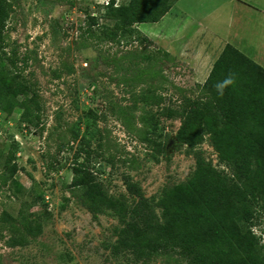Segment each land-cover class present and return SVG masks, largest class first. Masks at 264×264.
<instances>
[{
  "label": "rangeland",
  "instance_id": "obj_1",
  "mask_svg": "<svg viewBox=\"0 0 264 264\" xmlns=\"http://www.w3.org/2000/svg\"><path fill=\"white\" fill-rule=\"evenodd\" d=\"M185 1L172 6H187ZM11 2L3 52L16 60L14 69L37 94L41 111L40 124L27 127L19 120L20 108L11 114L0 108V178L12 152L18 168L14 178L21 184L16 190L0 181V264H185L164 256L135 262L128 253L113 255L118 217L105 210L93 218L67 184L75 156L86 160L108 195L127 200L133 196L125 178L156 199L164 188L187 179L197 152L227 171L207 133L193 148L176 138L181 118L175 110L183 98L198 96L199 79L190 61L172 55L163 42L117 44L88 36L87 14L96 16L98 25L113 23L103 16L105 0ZM130 52L154 59L130 62L125 58ZM146 68L150 73L141 71ZM153 89L158 104L141 97L151 96ZM74 134L78 138L72 142ZM20 210L37 229L24 244L13 245L25 230L4 214L18 217ZM252 230L264 244V224Z\"/></svg>",
  "mask_w": 264,
  "mask_h": 264
},
{
  "label": "trees",
  "instance_id": "obj_2",
  "mask_svg": "<svg viewBox=\"0 0 264 264\" xmlns=\"http://www.w3.org/2000/svg\"><path fill=\"white\" fill-rule=\"evenodd\" d=\"M176 1L128 0L115 6L110 0L103 6V16L113 23L98 25V18L87 14L85 33L111 43L143 44L149 40L136 25L159 21ZM11 10V0H0V108L7 114L20 108L19 120L27 127H37L41 111L37 94L15 71L16 60L3 52ZM163 56L172 59L168 52ZM125 58L150 62L154 56L130 52ZM229 76L234 83L220 95L214 85ZM154 93L153 89L151 96L141 97L158 104L160 96ZM21 94L24 97L19 100ZM179 106L175 110L181 118L178 142L193 148L203 132L207 133L218 163L227 171L197 152L194 170L187 179L164 188L156 199L146 197L139 184L125 178V188L133 196L127 200L108 195L86 160L75 156L67 187L93 218L105 210L118 217L113 255L128 253L135 262L164 256L185 264H264V244L252 230L260 221L264 224V68L226 44L206 79L198 84V96L183 98ZM71 138L74 142L78 135ZM12 161L11 152L0 181L18 190L21 184L14 178L18 168ZM4 215L25 230L11 244L22 245L26 235L35 234L37 226L28 223L21 210L18 217Z\"/></svg>",
  "mask_w": 264,
  "mask_h": 264
},
{
  "label": "crops",
  "instance_id": "obj_3",
  "mask_svg": "<svg viewBox=\"0 0 264 264\" xmlns=\"http://www.w3.org/2000/svg\"><path fill=\"white\" fill-rule=\"evenodd\" d=\"M208 1L206 6L199 0H186L187 6L177 3L172 7L179 15L171 7L153 25L139 23L136 27L149 41L163 42L178 59L187 58L199 84L226 44L264 68V0Z\"/></svg>",
  "mask_w": 264,
  "mask_h": 264
},
{
  "label": "clouds",
  "instance_id": "obj_4",
  "mask_svg": "<svg viewBox=\"0 0 264 264\" xmlns=\"http://www.w3.org/2000/svg\"><path fill=\"white\" fill-rule=\"evenodd\" d=\"M234 83V80L231 76L226 77L223 81L217 82L214 87L220 95H223L224 89Z\"/></svg>",
  "mask_w": 264,
  "mask_h": 264
},
{
  "label": "built area",
  "instance_id": "obj_5",
  "mask_svg": "<svg viewBox=\"0 0 264 264\" xmlns=\"http://www.w3.org/2000/svg\"><path fill=\"white\" fill-rule=\"evenodd\" d=\"M109 1H110V0H105L104 5L109 4ZM120 2H121V0H115V1H114V5L117 6V5L120 4Z\"/></svg>",
  "mask_w": 264,
  "mask_h": 264
}]
</instances>
